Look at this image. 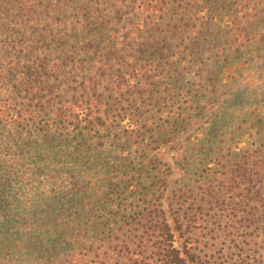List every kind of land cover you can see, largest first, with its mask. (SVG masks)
Here are the masks:
<instances>
[{
    "label": "rangeland",
    "instance_id": "374dc122",
    "mask_svg": "<svg viewBox=\"0 0 264 264\" xmlns=\"http://www.w3.org/2000/svg\"><path fill=\"white\" fill-rule=\"evenodd\" d=\"M14 2L0 0V103L14 98L36 106L45 96L47 103L35 122L0 126V158L20 163L22 177L9 181L13 188L44 179L46 172L32 165L51 149L59 157L87 158L92 149L81 140L84 129L103 128L111 111L126 110L138 115L131 140L111 132L103 142L92 129L101 153L116 149L111 181L123 193L115 204L134 211L149 202L170 218L185 211L203 229L202 254L264 264V0H75L69 21L96 18L84 21L85 41L69 35L57 45L33 35L25 40ZM57 15L42 22L53 26ZM93 24L103 39L115 33L132 40L100 48ZM64 100L71 107L61 106ZM48 117L66 130L45 126ZM132 141L145 144V152L139 146L130 156ZM138 156L148 162L146 176L128 170ZM3 171L0 160L2 179ZM9 195L0 196V217L10 211ZM110 198L97 202L94 221H109ZM94 235L82 257L114 261L124 236L107 228ZM10 259L0 264H31L23 256Z\"/></svg>",
    "mask_w": 264,
    "mask_h": 264
},
{
    "label": "trees",
    "instance_id": "16d2710c",
    "mask_svg": "<svg viewBox=\"0 0 264 264\" xmlns=\"http://www.w3.org/2000/svg\"><path fill=\"white\" fill-rule=\"evenodd\" d=\"M74 2L75 0H17L13 6L22 20L16 24L28 42L32 41L31 35L43 43L54 41V45L61 43L69 35L76 38L79 36V41H85L90 29L84 21L93 20L96 16H92V13L87 15L86 19L72 23L69 19L73 17L72 11L76 10ZM54 15L60 18L59 22H54L53 26L46 25L48 23L44 22L52 21ZM100 30L99 26L93 24L91 31L99 34L102 40V43L98 44L100 48L113 47L114 44L123 45L132 40L128 35L119 39L115 37V33L110 38L105 35L106 38L103 39L104 35ZM45 98L46 96L41 98V103L36 106L31 103L20 104L14 98L0 103V126L3 131L15 124H26L30 120L35 122V119H41V112L46 109V106L43 108L47 103ZM97 101L100 102V99ZM64 104L71 107L68 100H64L61 106H65ZM122 112L124 113H120L119 109L111 111L107 121L102 124L103 128L91 126L84 129L81 140L92 149L87 158H81L82 155L76 152L66 158L59 157V153L51 149L47 159L32 165L34 171L46 172L44 179L35 184L25 183L21 186L22 180L18 179L19 188H13L9 183L10 179L22 177L19 159L9 161L0 158L4 163V178H0V196L2 198L3 195L10 194L11 199L7 203L10 204V211L0 217V263L10 261V257L18 259L23 256L31 264H235L231 259L214 255V251L202 254L204 247L198 232L203 229L194 224L196 220L186 218L185 211L180 213L179 210L170 218L164 209L148 205L149 202L145 207L134 211L126 205L115 204L113 197L118 198L123 193V190H116L117 185L111 181V177H114L111 176L112 169L118 168L112 160L116 149L101 153L102 149L94 145L95 135L92 134V129L95 128L94 134L100 132L98 137L102 138L103 142L104 137L111 132H118L115 136L119 141L131 140L134 131H138V115H127L126 110ZM44 121L45 126L50 125L62 131L67 128L58 125L55 119L49 117ZM52 136L55 137L56 134ZM139 146L145 152V144L132 141L130 147L135 150L130 156L138 151ZM128 156L129 153L126 154L127 158ZM138 158V163L131 167L132 170H128L131 174L138 170V174L144 173L146 176L148 162H143L144 158L140 156ZM121 160L124 162L126 159L123 157ZM141 161L143 163H140ZM118 173L116 179L120 181L123 173L119 169ZM145 180L148 182L147 177ZM14 189L16 191H13ZM153 194L155 196L156 192ZM107 195L111 197L105 201L108 213L111 212L112 215H109L107 223L94 221L93 210L97 202ZM15 220H20L19 226L12 233L10 229L16 225ZM76 226L79 227L78 231L74 230ZM106 228L110 234L124 236L122 251L117 254V258L114 261L112 257L89 261L82 257V254H85L81 252L87 250L88 243H92L91 236L100 235Z\"/></svg>",
    "mask_w": 264,
    "mask_h": 264
}]
</instances>
